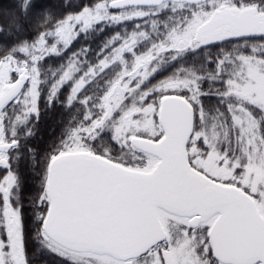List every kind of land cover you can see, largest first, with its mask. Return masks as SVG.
<instances>
[{
  "label": "snow or ice",
  "instance_id": "1",
  "mask_svg": "<svg viewBox=\"0 0 264 264\" xmlns=\"http://www.w3.org/2000/svg\"><path fill=\"white\" fill-rule=\"evenodd\" d=\"M0 264H264V0H0Z\"/></svg>",
  "mask_w": 264,
  "mask_h": 264
},
{
  "label": "trees",
  "instance_id": "2",
  "mask_svg": "<svg viewBox=\"0 0 264 264\" xmlns=\"http://www.w3.org/2000/svg\"><path fill=\"white\" fill-rule=\"evenodd\" d=\"M47 132H48V129L45 127L44 128V133L47 134Z\"/></svg>",
  "mask_w": 264,
  "mask_h": 264
}]
</instances>
